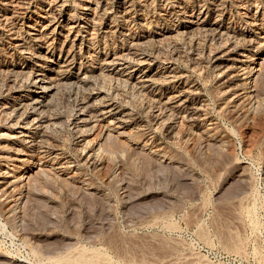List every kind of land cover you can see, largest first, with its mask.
I'll list each match as a JSON object with an SVG mask.
<instances>
[{"label": "rangeland", "instance_id": "374dc122", "mask_svg": "<svg viewBox=\"0 0 264 264\" xmlns=\"http://www.w3.org/2000/svg\"><path fill=\"white\" fill-rule=\"evenodd\" d=\"M0 170V264H264V0H0Z\"/></svg>", "mask_w": 264, "mask_h": 264}, {"label": "bare ground", "instance_id": "6f19581e", "mask_svg": "<svg viewBox=\"0 0 264 264\" xmlns=\"http://www.w3.org/2000/svg\"><path fill=\"white\" fill-rule=\"evenodd\" d=\"M258 7V6H257ZM48 19V18H47ZM70 22V21H69ZM66 26V25H65ZM234 30V29H233ZM237 34V33H236ZM221 37V36H220ZM244 37V36H243ZM225 39V38H224ZM219 40V39H218ZM223 43V42H222ZM226 43V42H225ZM130 55V54H129ZM230 55V54H229ZM239 58V57H238ZM143 60V59H142ZM226 60V59H225ZM220 61V60H219ZM228 61V60H227ZM213 62V61H212ZM216 63V62H215ZM220 63V62H219ZM113 64V63H112ZM58 65V64H57ZM225 65V64H224ZM233 65V64H232ZM107 66V65H106ZM113 66V65H112ZM109 67V66H108ZM250 67H251V65H250ZM130 68V67H129ZM219 68H221V67H219ZM222 70V69H221ZM232 71H234V70H232ZM236 71V70H235ZM55 72V71H54ZM136 73V72H135ZM150 73V72H149ZM142 74V73H141ZM161 74V73H160ZM159 74V75H160ZM141 76V75H140ZM162 77V76H161ZM171 76H169V78H170ZM135 78V77H134ZM231 79V78H230ZM247 79V78H246ZM129 80V79H128ZM183 83V82H182ZM225 83V82H224ZM247 83V82H246ZM221 84V83H220ZM245 84V83H244ZM244 84L242 85V86H244ZM249 85V84H248ZM247 86V85H246ZM246 86H244L245 88H247ZM223 88V87H222ZM40 89V88H39ZM174 89V88H173ZM180 90V89H179ZM241 90H243V89H241ZM31 92V91H30ZM179 92V91H178ZM184 92V91H183ZM28 93V92H27ZM254 93V92H253ZM185 94V93H184ZM187 95V94H186ZM66 96V95H65ZM231 97V96H230ZM15 98L16 99H19V97H16L15 96ZM192 100V99H191ZM39 100H35L34 101V104L36 103V102H38ZM18 102V101H17ZM104 103V102H103ZM33 104V103H32ZM174 104V103H173ZM164 105V104H163ZM169 105V104H168ZM36 106V105H35ZM40 106V105H39ZM32 107V106H31ZM41 107H43V106H41ZM45 107V106H44ZM49 107V106H48ZM171 108V107H170ZM37 109V108H36ZM51 109V108H50ZM146 110V109H145ZM191 110V109H190ZM107 112V111H106ZM26 113V112H25ZM32 113V112H31ZM35 114V113H34ZM33 114V115H34ZM36 115V114H35ZM83 115V114H82ZM40 118V117H39ZM163 119V118H162ZM166 119V118H165ZM36 121V120H35ZM41 121V120H40ZM40 121H38L37 123L39 124V122ZM162 121V120H161ZM160 121V122H161ZM19 122V121H18ZM57 122V121H56ZM22 123V122H21ZM170 123V122H169ZM23 124V123H22ZM41 124V123H40ZM80 124V123H79ZM31 126V125H30ZM18 127V126H17ZM32 127V126H31ZM166 128V127H165ZM22 129H24L25 130V128H22ZM36 131V130H35ZM166 131V130H165ZM30 132V131H29ZM28 132V133H29ZM17 133H19V132H17ZM33 133V132H32ZM168 133V132H167ZM16 134V133H15ZM37 136V135H36ZM24 137V136H23ZM26 137V136H25ZM15 139V138H14ZM31 142H32V140H31ZM34 142V141H33ZM36 142V141H35ZM42 150V149H41ZM39 151V150H38ZM42 152V151H41ZM87 154V153H86ZM6 164V163H5ZM2 170V169H1ZM0 170V171H1ZM27 170V169H26ZM26 170L24 171V174L26 173ZM10 172V171H9ZM29 172V171H28ZM30 173V172H29ZM24 174H22L23 176H24ZM21 175V174H20ZM26 175V174H25ZM27 175H30V174H28L27 173ZM18 177V176H17ZM23 178V177H22ZM27 178V177H26ZM25 178V179H26ZM19 179V178H18ZM1 180V179H0ZM4 180V179H3ZM23 181V180H22ZM3 183V182H2ZM1 183V184H2ZM13 186V185H12ZM8 189H10V188H8ZM246 196V195H245ZM244 196V197H245ZM249 197V196H248ZM242 200V199H241ZM242 202H244V201H242ZM240 204V203H239ZM244 204V203H243ZM247 205V204H246ZM242 206V205H241ZM248 208V207H247ZM241 209V208H240ZM253 209V208H252ZM251 209V210H252ZM247 211V210H246ZM241 212V211H240ZM199 223V222H198ZM173 230V229H172ZM163 235V234H162ZM156 236V235H155ZM207 236V235H206ZM203 237V236H202ZM156 239V238H155ZM206 239V238H205ZM152 242H154V240L152 241ZM152 242H151V244H152ZM168 243H169V241H168ZM163 245V244H162ZM168 245V244H167ZM150 246V245H149ZM146 247V246H145ZM166 247V246H165ZM142 248V247H141ZM178 248V247H177ZM77 250V249H76ZM86 250V249H85ZM151 250V249H150ZM152 250H153V248H152ZM80 251V250H79ZM95 251V250H94ZM76 252V251H75ZM83 252H84V250H83ZM58 253V252H57ZM70 254V253H69ZM103 254V253H102ZM73 255H74V253H73ZM88 255V254H87ZM98 255V254H97ZM130 255V254H129ZM141 255V254H140ZM164 255V254H163ZM180 255V254H179ZM179 255H177V257L179 256ZM70 256H71V254H70ZM75 256V255H74ZM83 256V255H82ZM81 255H77L76 257H74V259H69V258H65V261H66V263L67 264H74V263H78V264H83L85 261V259L83 258V257H85V256H83L82 257ZM144 256V255H143ZM160 256V255H159ZM94 257V256H93ZM161 257V256H160ZM163 257V256H162ZM176 257V258H177ZM96 258V257H95ZM102 258H105V257H102ZM153 258V257H152ZM156 258V257H155ZM164 258V257H163ZM171 259V258H170ZM87 260V259H86ZM90 260V259H89ZM102 260V259H101ZM160 260V259H159ZM168 260V259H167ZM184 260V259H183ZM190 260V259H189ZM194 260V259H193ZM53 261H56V260H53ZM88 261V260H87ZM86 261V262H87ZM100 261V260H99ZM140 261V260H139ZM154 261V260H153ZM186 261V260H185ZM141 262V261H140ZM144 262V261H143ZM155 262V261H154ZM166 262V261H165ZM60 263V262H59ZM89 263V262H88ZM95 263V262H94ZM106 263H108V262H106ZM142 263V262H141ZM156 263H159V262H156ZM163 263V262H162ZM169 263V262H168ZM174 263H175V261H174ZM181 263V262H180ZM61 264V263H60ZM93 264V263H92ZM146 264V263H145ZM161 264V263H160ZM164 264H166V263H164Z\"/></svg>", "mask_w": 264, "mask_h": 264}]
</instances>
